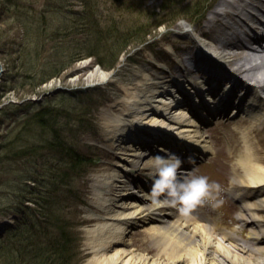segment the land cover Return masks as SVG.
<instances>
[{"label":"rangeland","instance_id":"rangeland-1","mask_svg":"<svg viewBox=\"0 0 264 264\" xmlns=\"http://www.w3.org/2000/svg\"><path fill=\"white\" fill-rule=\"evenodd\" d=\"M216 2L218 0H0V61L5 68L0 84V146L8 129L17 124L24 112L21 102L51 92L54 94L46 103L53 108L52 116L56 117L54 130L86 159L71 169L68 158L50 147L38 149L36 157L30 150L25 157L7 161L6 169L0 170V182L6 183L1 186L0 211L13 206L21 195L19 192L23 191L13 179L24 171L33 180L41 179L43 186H49L51 201H58L55 215L61 213L65 217L62 224L50 228L61 237L65 235L61 232L69 236L65 247L68 264H88L95 254L91 230L101 223L99 215L103 211L97 203L94 185L98 177L112 172L119 156L107 136V114L119 111L116 104L126 95V87L139 84L136 74L139 67L153 74L183 73L181 66L178 67V55L189 51L195 54L201 47L195 38L200 37L199 31L205 28ZM185 24L190 28H185ZM204 40L205 44L213 45L210 38ZM95 68L111 73V77L107 80L89 78ZM139 79L143 80L144 76L140 75ZM61 88L64 90L57 93ZM208 133L213 151L184 177L206 175L210 182L218 181L221 188H213L210 197L190 207L191 213L194 215L197 211L201 223L214 222L250 243L249 226L237 220L239 203L229 196L233 162L229 159L228 139L217 130ZM260 139L264 142V135ZM258 146L264 158V143ZM142 166L129 170L140 189L154 182L149 169ZM57 170L67 174L65 179L57 176L59 186L51 178ZM28 183L33 187V182ZM27 204L32 205L29 216H33L37 212L34 203ZM20 216L14 211L7 217L0 215V219H15V223ZM146 228H135L127 239L134 251L155 257L158 249L154 240L145 235ZM3 236L0 243L4 241ZM10 238V242L5 239L3 246L8 247L5 258L9 261L0 260V264H16V260L27 259L46 247L45 240L37 241L35 235L28 236L25 244L20 243L18 237Z\"/></svg>","mask_w":264,"mask_h":264},{"label":"bare ground","instance_id":"bare-ground-1","mask_svg":"<svg viewBox=\"0 0 264 264\" xmlns=\"http://www.w3.org/2000/svg\"><path fill=\"white\" fill-rule=\"evenodd\" d=\"M217 6V10L211 12L212 16L209 14V29L202 27L199 32L210 36L212 55L234 69V77L225 75L228 85L223 81L222 69L220 72L215 68V71L211 70L214 77H210L209 81L204 79L206 66L204 71L199 70L198 79L190 76L188 71L195 72L197 68L187 66L183 59L191 62L197 57L189 51L190 56H178V67L186 69L189 80L179 73L170 76L153 74L139 67L136 74L139 77L143 75L144 79L138 77L137 86L126 87V95L116 104L119 111L107 114V136L118 149L119 156L112 172L98 177L94 185L97 203L103 212L99 215L101 223L91 230L95 254L88 264H264V158L258 148L259 143H264L260 139L264 135V103L260 93L264 91V45L258 39L262 35L256 33L251 39L260 43L258 49L240 39L227 42L224 37L226 33H222L225 27L237 34L234 25L239 23L242 27L253 22L264 25L256 12L260 9L264 14V0H220ZM184 27L188 29L190 25L185 24ZM202 47L208 48V45L203 43ZM4 72L5 68L1 67L2 79ZM235 72L242 77L240 81ZM109 77L111 73L101 68H95L89 74L91 79L107 80ZM245 78L253 84H247ZM172 81L178 85L192 81L190 95L193 96L203 93L205 89H221L216 93L221 98H226L227 91L235 93L237 97L233 101L243 105L242 115L232 120L234 125L225 136L231 145L233 161L230 193L240 203L237 218L249 226L250 243L226 232L216 223H201L200 216L192 215L191 210L180 211L181 205L168 202L170 198L166 193L153 197L154 182L142 190L131 178L129 170L142 165L153 172L155 154L167 156L173 149V154L181 155L183 151L188 153L190 149L187 147H190L194 152L187 160L194 163L195 157L213 149V144L201 127L203 123L189 116L190 111L200 116L196 108L173 109L171 102L174 94L169 89ZM242 84L252 86L254 92L245 104L243 97L239 96L242 95L239 94ZM226 85L227 89L221 88ZM182 95H186L183 97L185 105H182L187 106L190 104L189 95L187 92ZM202 101L201 104L206 105L207 98ZM217 102L215 100L212 111L219 106L221 111L228 108L224 104L218 106ZM230 124L225 126L230 127ZM156 141L159 144L153 143ZM180 173H177L178 178L182 177ZM141 226L147 227L145 235L154 240V246L158 249L155 257L136 252L130 247L127 236Z\"/></svg>","mask_w":264,"mask_h":264},{"label":"trees","instance_id":"trees-1","mask_svg":"<svg viewBox=\"0 0 264 264\" xmlns=\"http://www.w3.org/2000/svg\"><path fill=\"white\" fill-rule=\"evenodd\" d=\"M47 104L30 101L23 105L21 109L24 112L17 121V124L8 129L0 146V170L6 169L7 161L10 162L15 157H25L30 150L31 152H35L34 157H36L40 152H37L38 149L43 150L50 147L56 148L57 154L68 158L71 169H74L75 165L77 166L86 160L75 150L72 144L66 142L56 132L57 130H54L56 127V117L52 116L53 108ZM25 174H27V171L17 176V179H13L18 187H20V190H23L19 192L21 195L17 198L18 201L7 210L0 211V215L4 217L11 215L14 211L21 214L20 218L16 220L15 225L10 227L5 233L4 241L0 243V260L9 261L5 258L8 252V247H3L5 239L10 242V236H13V238L18 237L19 242L25 244L28 241V236L35 235L37 237L35 240H45V245H43L46 247L42 251H36L35 254L28 256L27 259L16 260V264H68L66 260H68L69 256L65 259V252H67L65 247L70 238L69 236L67 237L66 232H61L65 234L61 237L51 229L52 227H57L58 224H62L65 219L61 213L55 215L54 208L58 206V201H51L52 194L50 193L49 186H43L41 179L36 178L33 180ZM57 176L65 179L67 174L59 170H57V174L53 173L51 178L55 183L58 182L57 186H59L60 180H58ZM28 182H33V187ZM4 184L6 183L0 182V191L2 190L1 186ZM3 188L6 189L7 187L3 186ZM1 202L0 200V209H2L3 205ZM27 202L34 203V208L37 210L33 216L31 215L32 217L29 216L32 205L27 204ZM49 248L52 251H49Z\"/></svg>","mask_w":264,"mask_h":264},{"label":"clouds","instance_id":"clouds-1","mask_svg":"<svg viewBox=\"0 0 264 264\" xmlns=\"http://www.w3.org/2000/svg\"><path fill=\"white\" fill-rule=\"evenodd\" d=\"M181 164L182 159L175 154L154 157V168L150 174L154 180L152 195L159 197L166 193L170 203L181 205L180 211L187 212L190 207L210 197L213 188L219 190L221 185L218 181L210 182L206 175L178 178L177 173Z\"/></svg>","mask_w":264,"mask_h":264},{"label":"water","instance_id":"water-1","mask_svg":"<svg viewBox=\"0 0 264 264\" xmlns=\"http://www.w3.org/2000/svg\"><path fill=\"white\" fill-rule=\"evenodd\" d=\"M0 81H1V73H0Z\"/></svg>","mask_w":264,"mask_h":264}]
</instances>
